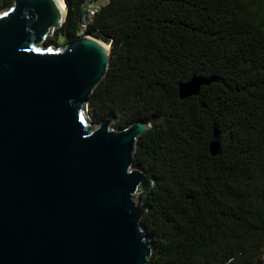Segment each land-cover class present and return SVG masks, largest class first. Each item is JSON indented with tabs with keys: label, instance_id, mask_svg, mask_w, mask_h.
I'll use <instances>...</instances> for the list:
<instances>
[{
	"label": "trees",
	"instance_id": "1",
	"mask_svg": "<svg viewBox=\"0 0 264 264\" xmlns=\"http://www.w3.org/2000/svg\"><path fill=\"white\" fill-rule=\"evenodd\" d=\"M65 1L49 45L76 38L84 0ZM88 33L112 45L88 102L90 122L152 124L132 164L154 178L141 219L153 241L150 264L261 259L264 11L248 0H109ZM193 77L210 82L181 98L180 84Z\"/></svg>",
	"mask_w": 264,
	"mask_h": 264
},
{
	"label": "water",
	"instance_id": "2",
	"mask_svg": "<svg viewBox=\"0 0 264 264\" xmlns=\"http://www.w3.org/2000/svg\"><path fill=\"white\" fill-rule=\"evenodd\" d=\"M66 15L59 0H13L0 13V264H150L141 219L154 178L130 167L152 124L91 126L112 45L84 35L42 49ZM209 82L193 77L179 95Z\"/></svg>",
	"mask_w": 264,
	"mask_h": 264
},
{
	"label": "built area",
	"instance_id": "3",
	"mask_svg": "<svg viewBox=\"0 0 264 264\" xmlns=\"http://www.w3.org/2000/svg\"><path fill=\"white\" fill-rule=\"evenodd\" d=\"M109 0H84L82 5V16L79 20L78 27L76 30V37L79 36H92L88 33L90 26L93 24L94 19L98 11L107 3ZM89 117V114H88ZM90 119V117H89Z\"/></svg>",
	"mask_w": 264,
	"mask_h": 264
},
{
	"label": "rangeland",
	"instance_id": "4",
	"mask_svg": "<svg viewBox=\"0 0 264 264\" xmlns=\"http://www.w3.org/2000/svg\"><path fill=\"white\" fill-rule=\"evenodd\" d=\"M11 5H6V6H1L0 7V13L6 11L9 9ZM248 8H250V10L254 11L255 8L256 10H258L259 12H263L264 11V0H248ZM54 34V32L52 34H50L49 36H52ZM101 40V39H100ZM103 43V40H101ZM67 40H65L64 38H58L56 42L51 43L50 45L46 43V41L44 43L40 44V47L44 50H46L47 48H53L56 49L58 47H65V45L67 44ZM110 45V44H109ZM88 109L89 107L87 106V113H88ZM90 120V119H89ZM99 123L96 122H91V126H98ZM114 120L111 122L110 124V128H114ZM115 129V128H114ZM130 169H138L136 168L134 165H131ZM137 194L135 195V198H137ZM263 254H261V259L257 260L254 264H259V262L262 261L263 256H264V251H262Z\"/></svg>",
	"mask_w": 264,
	"mask_h": 264
},
{
	"label": "bare ground",
	"instance_id": "5",
	"mask_svg": "<svg viewBox=\"0 0 264 264\" xmlns=\"http://www.w3.org/2000/svg\"><path fill=\"white\" fill-rule=\"evenodd\" d=\"M59 2H60V6H61V8L63 9V10H65L66 9V3H65V1L64 0H59ZM102 42V41H101ZM103 43V42H102ZM103 45L105 46V48L107 49V50H109L110 49V45L108 44V43H103Z\"/></svg>",
	"mask_w": 264,
	"mask_h": 264
}]
</instances>
